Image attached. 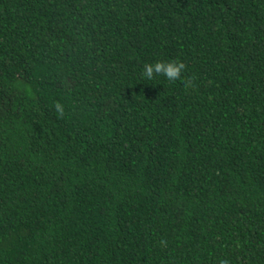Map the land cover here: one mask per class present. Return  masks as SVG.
Returning <instances> with one entry per match:
<instances>
[{
    "label": "trees",
    "instance_id": "obj_1",
    "mask_svg": "<svg viewBox=\"0 0 264 264\" xmlns=\"http://www.w3.org/2000/svg\"><path fill=\"white\" fill-rule=\"evenodd\" d=\"M222 261L264 264V0H0V264Z\"/></svg>",
    "mask_w": 264,
    "mask_h": 264
},
{
    "label": "clouds",
    "instance_id": "obj_2",
    "mask_svg": "<svg viewBox=\"0 0 264 264\" xmlns=\"http://www.w3.org/2000/svg\"><path fill=\"white\" fill-rule=\"evenodd\" d=\"M185 65L176 61H157L154 64L146 63L143 66L142 75L148 80H152L155 75H163L169 81H175L181 77ZM188 84H186V87ZM163 243V242H162ZM222 264H227V261H222Z\"/></svg>",
    "mask_w": 264,
    "mask_h": 264
}]
</instances>
